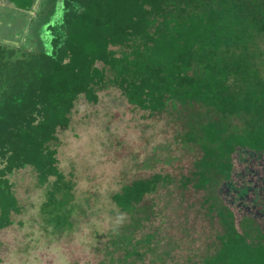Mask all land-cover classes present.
Wrapping results in <instances>:
<instances>
[{
	"label": "trees",
	"instance_id": "16d2710c",
	"mask_svg": "<svg viewBox=\"0 0 264 264\" xmlns=\"http://www.w3.org/2000/svg\"><path fill=\"white\" fill-rule=\"evenodd\" d=\"M43 4L36 50L0 42V264H264V192L236 156L264 158V0ZM96 148L87 189L69 171ZM111 153L140 177L104 197L126 175Z\"/></svg>",
	"mask_w": 264,
	"mask_h": 264
},
{
	"label": "rangeland",
	"instance_id": "374dc122",
	"mask_svg": "<svg viewBox=\"0 0 264 264\" xmlns=\"http://www.w3.org/2000/svg\"><path fill=\"white\" fill-rule=\"evenodd\" d=\"M9 3H7L6 0H1L0 7V42L1 44L7 48L13 50L14 58L16 57H24L28 55L30 52L36 50V47L38 48L39 41L37 42L36 36H34V29L37 20L41 18V15H43L42 7H45L43 2L46 3V0H37V2L34 5L33 10H22L21 8H18L15 3L8 0ZM29 22L33 23L29 25ZM121 112L123 114H128L129 112V106L123 105L121 107ZM116 123L115 125L117 124ZM130 122V121H129ZM127 125V123H125ZM132 124L127 125L129 126ZM93 134V132L87 134V138L90 137ZM101 150L96 148L91 151V156H89V160H86L83 162V165H87V171L86 167L85 170L82 171L78 170L80 173L77 174L75 171L70 170L69 174H73L75 176L74 180H80L81 186L87 189H91L93 187V183H98V181L95 180H103L104 178H107L105 176H101V171L103 168H105L106 173V162H103L100 157ZM82 153V146L81 144L77 143L73 138L66 137L65 138V144L63 146H60L59 154L62 160V163H65L68 167H73L74 163L76 161H79V159H85L81 154ZM238 157V169L240 170V175H242L239 180H237V183H243L250 184V182H253L256 186V188L260 189L261 192H264V182L261 184L258 183L261 181H264V158L258 157V156H252L248 153H244L242 155L237 154ZM112 160L115 161V163L123 161L125 164L126 169V175H123V170L121 164H119V170H118V176L114 175L112 178L108 177V180H111V182L104 187H102V193L103 196L107 197L109 196L110 189L118 188L116 185H111V183H127L131 180H134L135 178L140 177L136 175L134 171V167L130 164V157L127 156L125 160H121L120 156L116 155L115 153H111ZM125 161V162H124ZM90 164V166L88 165ZM84 168V167H83ZM89 173L90 175L86 174V177L89 178L87 182H85V173ZM84 173V174H83ZM106 180V179H104ZM112 180H116L113 181ZM253 186V185H252ZM259 190V191H260ZM89 196L93 197V194H89ZM249 197L254 196V191H251L248 195ZM87 198V197H86ZM85 200L87 201V199ZM88 206V205H87ZM241 212V211H240ZM261 221V220H260Z\"/></svg>",
	"mask_w": 264,
	"mask_h": 264
},
{
	"label": "crops",
	"instance_id": "0c3cea01",
	"mask_svg": "<svg viewBox=\"0 0 264 264\" xmlns=\"http://www.w3.org/2000/svg\"><path fill=\"white\" fill-rule=\"evenodd\" d=\"M1 1V0H0ZM7 1V3H9V1L8 0H6ZM0 7H2V5H1V2H0ZM31 23L29 22V25H30Z\"/></svg>",
	"mask_w": 264,
	"mask_h": 264
}]
</instances>
